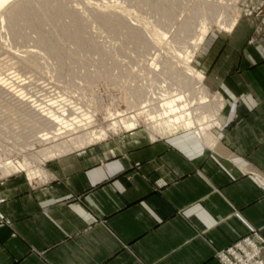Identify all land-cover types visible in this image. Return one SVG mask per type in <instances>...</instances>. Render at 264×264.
I'll list each match as a JSON object with an SVG mask.
<instances>
[{
    "label": "crops",
    "instance_id": "obj_1",
    "mask_svg": "<svg viewBox=\"0 0 264 264\" xmlns=\"http://www.w3.org/2000/svg\"><path fill=\"white\" fill-rule=\"evenodd\" d=\"M249 33L211 47L222 104L205 136L135 132L0 181V264H222L216 250L264 238V37Z\"/></svg>",
    "mask_w": 264,
    "mask_h": 264
},
{
    "label": "rangeland",
    "instance_id": "obj_2",
    "mask_svg": "<svg viewBox=\"0 0 264 264\" xmlns=\"http://www.w3.org/2000/svg\"><path fill=\"white\" fill-rule=\"evenodd\" d=\"M230 7L241 13L234 28L250 30V42L264 37V0H8L0 6V162L26 160L49 177L46 163L67 154L39 165L40 150L84 132L63 136L75 123L91 114L106 126L109 113L143 105L160 86L173 88L171 92L188 87L175 72L179 63L174 56L194 40L202 21L228 17ZM234 28L226 33L214 26L192 58L211 94L218 92L204 69L207 57L217 40L232 35ZM153 32L162 39L158 43ZM153 54L159 55L160 66L149 73ZM211 123L200 126L204 136ZM181 130L189 128L141 122L133 130L109 132L97 143L135 132L158 139ZM57 132L62 138L52 141L50 135ZM12 175L31 180L26 171H16L0 173V181Z\"/></svg>",
    "mask_w": 264,
    "mask_h": 264
},
{
    "label": "bare ground",
    "instance_id": "obj_3",
    "mask_svg": "<svg viewBox=\"0 0 264 264\" xmlns=\"http://www.w3.org/2000/svg\"><path fill=\"white\" fill-rule=\"evenodd\" d=\"M7 1L8 0H0V6H3ZM228 8L229 7L227 6L226 9L224 10L227 11ZM229 11H231V13L228 17L227 16L223 17L222 14L220 17L218 16L214 21L208 22L204 20L202 21V23L200 22L201 24L199 26V32L196 33L197 35L195 34L196 36L194 40L184 48V50L179 56L176 55L174 56L179 63L178 64L179 67H177V69L176 66L174 65L175 66L174 68L176 69L175 72L178 73V75L185 82L188 81L189 84L188 87L183 88L182 90L178 89L171 92L170 90L173 88L168 89V91L165 88L166 90L165 91L161 89L160 86L157 88L160 91L157 93L151 92L152 95L149 94L151 98H148L146 101L144 100L145 103H142L143 105L141 106L138 104L136 106L134 105L132 106L133 110L125 109L126 111L124 112H121L123 111L121 110L119 111L120 113H118L117 115L115 114L116 112L109 113L110 115L108 114V116H110L109 117L110 122L106 126H103L102 125L103 123H99L98 117L96 116L94 117L93 115L94 117L93 118L91 114L87 118V121L77 122L78 123L77 126H75L76 123L74 125L73 122H70L74 125L71 127L74 128L71 131L70 129L68 130V132H70L68 133V135H66V132L63 130L65 132L64 133L65 135H63V133H61V135L71 136L75 132H79V131L82 132L83 130L84 132L82 133L79 132L80 134L76 136L72 135L73 136L72 138L63 140L62 143H54L53 146L48 147L44 150H40L44 158L42 157L41 160H38V164L39 165L43 164L44 161L47 160V158L50 157L53 158L56 156L59 157L68 154L70 152H73L75 150H78L80 148L91 145L93 143L102 141L108 136L109 132H118L120 130L123 131L133 130L141 122L145 124L161 123L165 121L173 124L182 123L187 128H189V130L194 129L195 132L199 135L200 126L205 123H209L210 121L216 118L219 108L221 107L222 104V97L218 93L211 94L210 91L208 92L202 81L203 75L201 74V72L193 68L191 62L194 54L199 49V45L201 44L205 35H207L208 32L214 26L218 27L219 29L223 30L226 33L232 31L235 24L239 20L241 13L240 10L236 9L235 7H230ZM116 20L118 22L120 21L117 18ZM155 30L157 32V29ZM156 32H153V34ZM153 37L156 43H158L157 41L162 40L161 37L157 34H154L152 38ZM159 43L161 44V42ZM158 58H159L158 54H153L150 61H148L149 63L148 67L150 68V70L152 69L151 71H149V73L150 72L153 73L155 70L157 71L159 69L160 65ZM146 71H148V69ZM151 101L152 104H149ZM114 110L116 109H113V112ZM75 127H77L78 129L74 130ZM54 134L50 135L52 136V138H50L52 139V141L55 138L58 139L59 136L58 132L56 133V135ZM46 141L47 140H45V143ZM5 160H7L8 162H0L1 163L0 173L3 176H7L10 173L16 171H26L31 180H35L38 177L47 179L48 177L47 175H45V173H42L41 169L39 168L34 169L33 167H31L32 165L30 166L26 160L15 161V162H14L15 159L13 161L12 160L9 161V159L6 158Z\"/></svg>",
    "mask_w": 264,
    "mask_h": 264
},
{
    "label": "built area",
    "instance_id": "obj_4",
    "mask_svg": "<svg viewBox=\"0 0 264 264\" xmlns=\"http://www.w3.org/2000/svg\"><path fill=\"white\" fill-rule=\"evenodd\" d=\"M5 201L0 198V204ZM3 214L0 211V219ZM264 238L256 231L241 237L223 249L215 251V257L222 264H264Z\"/></svg>",
    "mask_w": 264,
    "mask_h": 264
}]
</instances>
